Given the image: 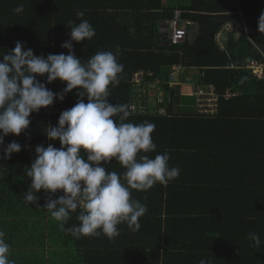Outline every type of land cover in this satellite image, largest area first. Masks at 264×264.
I'll list each match as a JSON object with an SVG mask.
<instances>
[{
    "label": "trees",
    "instance_id": "1",
    "mask_svg": "<svg viewBox=\"0 0 264 264\" xmlns=\"http://www.w3.org/2000/svg\"><path fill=\"white\" fill-rule=\"evenodd\" d=\"M23 4L24 11L13 9ZM184 11L183 19L200 30L189 43L163 46L156 42L163 23ZM83 12L82 17L77 13ZM264 0H0V56L17 41L34 55L68 54L61 47L70 39L69 21L87 20L95 29L91 40L73 42V51L86 63L98 51L115 53L123 65L120 83L109 85V102L128 104L131 115L125 122L153 123L151 134L156 150L139 153L154 158L167 152L169 167L180 169L179 177L167 186L157 182L147 191L131 190V198L147 206L139 218V231L126 223L118 225L120 235L76 238L58 227L46 208L51 195L40 190L36 203L23 200L31 183L24 171L35 158L37 145L61 147L50 141L46 126H55L60 113L79 99L76 89L64 100L30 115L31 123L19 136L9 134L4 144L15 140L22 150L10 159H0V231L10 245L14 264H264V75L247 66L257 62L264 68V33L258 19ZM238 26L227 34L224 49L216 40L223 27ZM2 59V57H0ZM182 64L199 71L198 83L217 87L220 109L213 119L173 113L175 91L164 85L167 116L133 111L136 100L133 76L152 73L148 82L167 79L168 72ZM46 83V76H37ZM46 86L61 92L66 83L59 79ZM227 90L235 96L225 99ZM85 102H87L85 98ZM162 106V105H160ZM119 115L113 117L118 121ZM0 156L3 153L0 152ZM103 164V162H102ZM107 172L122 174L125 168L114 158L104 165ZM79 209L70 214L65 229L78 225ZM222 215V216H221ZM260 236L254 244L248 233ZM182 240H180V239ZM221 245L222 249L215 248ZM227 244V245H226Z\"/></svg>",
    "mask_w": 264,
    "mask_h": 264
},
{
    "label": "clouds",
    "instance_id": "2",
    "mask_svg": "<svg viewBox=\"0 0 264 264\" xmlns=\"http://www.w3.org/2000/svg\"><path fill=\"white\" fill-rule=\"evenodd\" d=\"M13 11L22 13L23 4ZM83 15L77 13L78 17ZM66 26L71 29L70 39L61 47L68 54L37 56L17 41L13 49L0 56V146L9 134L19 136L28 129L32 113L48 108L57 99L63 101L65 94L76 89L79 99L75 105L60 113L55 126L45 125L43 134L50 141L58 140L61 147L52 143L35 147V158L24 169L31 183L23 200L36 203L40 190L50 194L62 190L63 195L55 199L50 195L43 206L38 205L48 210L58 227L76 238L103 234L112 240L120 235L118 225L122 223L132 232L139 231V218L148 211L145 204L131 198V190L147 191L157 182L167 186L179 177L180 169L169 167L167 152L154 158H138L141 152L156 150L151 136L155 125L125 122L131 115L129 105L109 102V85L118 86L123 71V65L117 61L119 46L115 53L98 51L82 63L73 51V42L91 40L95 29L87 20L78 24L69 21ZM258 31L264 33V12L258 19ZM37 76H46L48 84L59 79L66 87L54 93ZM117 114H121L118 121L113 118ZM21 150V144L13 140L3 148L0 159H10ZM113 158L125 168L122 174L106 171L104 165ZM77 209L79 224L65 229L70 214ZM4 237L5 233L0 231V264H14L9 260L10 245ZM248 238L254 247L262 243L257 233H248ZM199 264L210 262L201 259Z\"/></svg>",
    "mask_w": 264,
    "mask_h": 264
},
{
    "label": "built area",
    "instance_id": "3",
    "mask_svg": "<svg viewBox=\"0 0 264 264\" xmlns=\"http://www.w3.org/2000/svg\"><path fill=\"white\" fill-rule=\"evenodd\" d=\"M183 14L184 11L177 9L175 11L174 18L167 22V24L162 28L163 30L167 29L166 33L168 34V41L171 43V45H178L186 42L189 36L190 28L197 25L194 22L184 20ZM225 31H236L235 35L237 37L240 36L238 26L228 23L217 35L216 40L218 43H220L222 33H224ZM247 68L253 70V73L256 76L262 78V65L251 62L248 64ZM187 70L188 68L182 64L176 65L168 72V78L165 81L156 80L155 82H151L152 84H150L149 86H146V78L152 76V73L142 70L135 73L132 79V84L134 86L136 100L131 106V109L133 111H137L138 108L140 114L167 116L168 106L171 102H166L167 93L163 86L169 85L174 89L176 85L184 84L183 82L181 83L180 78L184 73H186ZM195 86V110L191 113H188L204 119L215 118L220 109L221 99L216 86L213 84ZM233 96H235V93L232 90H227L223 97L225 99H229ZM6 146L7 144L0 146L1 153H3V148Z\"/></svg>",
    "mask_w": 264,
    "mask_h": 264
},
{
    "label": "crops",
    "instance_id": "4",
    "mask_svg": "<svg viewBox=\"0 0 264 264\" xmlns=\"http://www.w3.org/2000/svg\"><path fill=\"white\" fill-rule=\"evenodd\" d=\"M166 24L167 23H163L162 25L165 26ZM164 26H162V27H164ZM228 33H230V32L225 31L224 33H222L220 43H219L221 49H224V45H223V42L225 41L224 40V34H228ZM236 38H238V37L236 36ZM163 46H165V45H163ZM199 75L200 74H199L198 70L188 69L186 71V73H184L181 76L180 81H181V83L183 82L184 84H179V85H176V87H174L175 100L173 102V113L189 114L188 112L191 113L192 111L195 110V108H194V106H195L194 88L196 87L195 85H207V84L198 83L199 82L198 81ZM167 78H168V76H167ZM191 79H192V81H191ZM164 81H165V79H164ZM185 82H187L188 84ZM150 84H152V83H147L146 86H149ZM188 99L191 101L187 102L186 100H188ZM91 237L92 236H89L88 239H91ZM180 240H182V239H180ZM214 247L222 249V244L221 245L214 244ZM171 264H174L173 261Z\"/></svg>",
    "mask_w": 264,
    "mask_h": 264
},
{
    "label": "water",
    "instance_id": "5",
    "mask_svg": "<svg viewBox=\"0 0 264 264\" xmlns=\"http://www.w3.org/2000/svg\"><path fill=\"white\" fill-rule=\"evenodd\" d=\"M167 29H160V34L156 36V42L162 45L171 46V43L168 41V34L166 33ZM200 30L198 26H193L190 28L188 42L193 43L199 36Z\"/></svg>",
    "mask_w": 264,
    "mask_h": 264
},
{
    "label": "rangeland",
    "instance_id": "6",
    "mask_svg": "<svg viewBox=\"0 0 264 264\" xmlns=\"http://www.w3.org/2000/svg\"><path fill=\"white\" fill-rule=\"evenodd\" d=\"M227 39V34H224V40H226ZM224 43V42H223ZM187 102H190L191 100H186Z\"/></svg>",
    "mask_w": 264,
    "mask_h": 264
}]
</instances>
